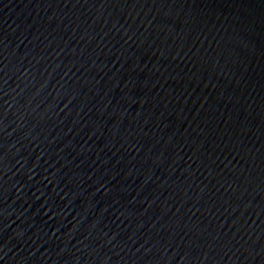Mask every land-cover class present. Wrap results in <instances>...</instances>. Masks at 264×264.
<instances>
[{"label": "water", "instance_id": "water-1", "mask_svg": "<svg viewBox=\"0 0 264 264\" xmlns=\"http://www.w3.org/2000/svg\"><path fill=\"white\" fill-rule=\"evenodd\" d=\"M0 264H264V0H0Z\"/></svg>", "mask_w": 264, "mask_h": 264}]
</instances>
